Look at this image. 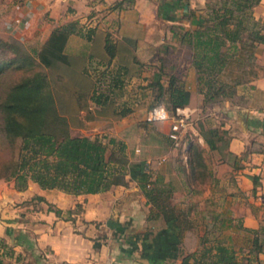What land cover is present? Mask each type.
<instances>
[{
    "label": "trees",
    "instance_id": "1",
    "mask_svg": "<svg viewBox=\"0 0 264 264\" xmlns=\"http://www.w3.org/2000/svg\"><path fill=\"white\" fill-rule=\"evenodd\" d=\"M258 1L205 0L201 7L188 10L185 18L194 16L190 27L170 26L176 36L175 54L187 57L193 70L200 109L222 100L241 103L239 86L257 76L255 47L264 41V21L252 13ZM131 2L115 0L111 7L126 8ZM72 34L93 39L92 28L71 19L51 27L36 47L12 34L0 37V179L12 181L16 190L32 181L42 189L70 194L101 192L134 180L148 203V218H161L176 228L178 242L190 249L192 264H264L259 256L264 253V211L255 228L235 224L243 233L241 242L224 232L228 218L212 209L196 234L188 209L172 200L177 188L172 179L131 164L122 138L69 133L70 126L85 127L97 111L109 106L115 118L131 110L127 99L115 102L123 95V78L132 74L129 65L110 66L118 54L115 43L105 34L102 51L83 48L75 53L68 48ZM133 61L135 74L145 72V83L139 86L150 92L148 108L161 104L173 114L183 105L186 82L175 65L168 66L163 57L156 64L135 55ZM200 117L194 127L211 151L223 140V130L206 115ZM156 133L174 145L167 133ZM203 152L200 144L189 141L185 161L172 165L186 192L192 190V181L202 182L210 174ZM12 253L0 236V264Z\"/></svg>",
    "mask_w": 264,
    "mask_h": 264
},
{
    "label": "crops",
    "instance_id": "2",
    "mask_svg": "<svg viewBox=\"0 0 264 264\" xmlns=\"http://www.w3.org/2000/svg\"><path fill=\"white\" fill-rule=\"evenodd\" d=\"M113 1L100 0L101 11L90 10L85 24L78 20L93 29V39L72 34L69 49L75 53L83 48L102 51L108 34L118 49L110 66L131 67L132 74L123 78L122 89L131 110L120 117V126L115 128L122 134L143 117L137 118L135 105L141 94H149L148 89L138 90L145 83V72L134 73L133 55L156 64L168 50V66L175 65L186 82L181 108L189 110L192 118L206 115L223 130V140L208 151L213 156L214 175L211 209L228 218L224 232L236 243L243 241L235 224L255 228L264 211V41L255 47L257 76L238 88L242 102L222 100L208 103L202 110L188 58H171L177 45L170 26L190 27L194 16L185 18L188 10L201 7L205 0H132L126 8H112ZM252 13L264 21V0L258 1ZM157 123L166 133L170 122ZM76 128L70 126L69 130ZM194 133L195 128L187 132ZM119 136L124 139L121 133ZM147 211L148 203L134 180L86 194L42 189L32 181L16 190L12 181H0V236L13 249L2 264H192L190 249L178 242L176 228L161 218L149 219ZM259 256L264 259V253Z\"/></svg>",
    "mask_w": 264,
    "mask_h": 264
},
{
    "label": "rangeland",
    "instance_id": "3",
    "mask_svg": "<svg viewBox=\"0 0 264 264\" xmlns=\"http://www.w3.org/2000/svg\"><path fill=\"white\" fill-rule=\"evenodd\" d=\"M101 5L100 0H0V37L12 34L24 41L28 47H36L53 25L71 18V20H82V23L85 24L87 23L85 16L88 12L90 10L101 11ZM166 42L168 43V41ZM178 57L183 56H179L177 53L171 56L174 59ZM165 59H167L168 64V53L165 55ZM48 72L52 81V70ZM55 83L57 82L53 80L52 84ZM138 90L144 92L142 87ZM149 94H141L140 100L135 105L136 109L139 110L137 118L138 116L143 117L135 120L136 125L123 134L121 130H115L120 126V122L118 123L120 118H115L111 113L110 106L101 112L97 111L95 119H90L85 127L69 130V133L71 135L98 136L103 140L109 136L120 138L119 134L121 133V136L127 141L126 151L131 164H139V161L142 160L145 169L162 173L166 180L172 179L177 187L173 192L172 200L188 209V213L194 219L196 226L193 231L200 234L202 232V218L207 219L212 208L213 156L211 152L204 150L203 155L210 174L206 175L202 182L192 181L189 185L192 190L186 192V188L180 183L172 165L181 164L185 161L189 141L200 144L198 128L194 127V134L186 133V136H183L177 145H169L167 140L156 133L159 130L157 122L144 123V114L151 98ZM122 99L125 100L127 97L122 96L115 99L116 104H119ZM73 117L76 118L74 115ZM193 119V126H196L199 119L197 117H193ZM0 181L5 180L0 179Z\"/></svg>",
    "mask_w": 264,
    "mask_h": 264
},
{
    "label": "built area",
    "instance_id": "4",
    "mask_svg": "<svg viewBox=\"0 0 264 264\" xmlns=\"http://www.w3.org/2000/svg\"><path fill=\"white\" fill-rule=\"evenodd\" d=\"M144 119L152 123L164 120L169 121L170 125L166 133L173 140L174 145L179 143L188 130L190 131L194 128V119L191 117L190 111L181 108V106L176 107L173 114H169L161 104L152 106L146 110Z\"/></svg>",
    "mask_w": 264,
    "mask_h": 264
}]
</instances>
